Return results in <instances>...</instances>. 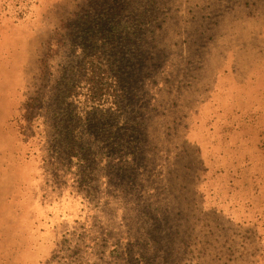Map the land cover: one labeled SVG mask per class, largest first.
<instances>
[{
	"label": "rangeland",
	"instance_id": "rangeland-1",
	"mask_svg": "<svg viewBox=\"0 0 264 264\" xmlns=\"http://www.w3.org/2000/svg\"><path fill=\"white\" fill-rule=\"evenodd\" d=\"M99 54L115 145L84 123ZM73 260L264 264V0H0V264Z\"/></svg>",
	"mask_w": 264,
	"mask_h": 264
},
{
	"label": "trees",
	"instance_id": "trees-1",
	"mask_svg": "<svg viewBox=\"0 0 264 264\" xmlns=\"http://www.w3.org/2000/svg\"><path fill=\"white\" fill-rule=\"evenodd\" d=\"M80 62H82L81 66H84L85 72H90V80L93 81L94 84L98 87L100 93V96L97 97L95 100L97 102L93 103L90 106V109H94L97 112L95 113V118H87L84 120V123L88 126V122L95 123L96 126L93 127L102 133H108L109 135H104L101 140H98V144L102 146V144L110 143V145H115V143H119V140L126 142V139L124 138V134L127 133V137L129 138L128 132L132 133L131 121L129 120V117L127 116V113L125 112L126 109V102L123 100L126 97V93L124 90V79L121 69H119L120 63L113 59V57L108 55L99 54L96 57L95 61L88 60V57L79 58ZM121 60H124L121 59ZM98 64V65H97ZM113 65V66H112ZM108 86V94L104 93L106 91L104 89V85ZM124 107V109H123ZM75 111L72 112L73 114V123L77 124L79 127L84 126L82 125V115L83 109L77 106H74ZM58 115L57 119L58 122L54 126V132H61L63 128V119L62 116L66 117L65 114H56ZM88 121V122H87ZM65 123V122H64ZM72 123V124H73ZM133 125L134 122H133ZM70 129L71 125L69 124ZM131 128V129H130ZM128 129V132H127ZM55 136L59 137V134H55ZM77 136V135H76ZM83 135H80V139ZM56 137V138H58ZM131 139V138H129ZM109 145V147H110ZM76 148L74 147V150ZM129 153V150L126 146H122V151L120 154H116L115 158H120V155L127 156ZM107 154H110L109 152H103L101 153L102 156H106ZM109 157L112 160V155L110 154ZM76 260H73V263H75Z\"/></svg>",
	"mask_w": 264,
	"mask_h": 264
}]
</instances>
